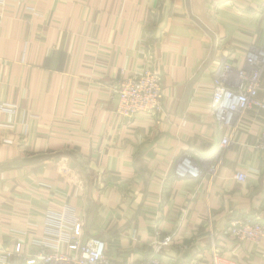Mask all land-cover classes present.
Returning <instances> with one entry per match:
<instances>
[{"label":"crops","instance_id":"obj_1","mask_svg":"<svg viewBox=\"0 0 264 264\" xmlns=\"http://www.w3.org/2000/svg\"><path fill=\"white\" fill-rule=\"evenodd\" d=\"M264 50V0H0V250L70 254L99 238L116 264H264V241L237 243L238 218L264 224V112L237 129L211 110L213 78ZM153 68L156 117L116 114L118 86ZM258 97L264 102V73ZM230 137L213 174L206 171ZM184 155L198 178H179ZM242 172L246 182L234 179ZM0 264H5L0 260ZM10 264H22L12 261Z\"/></svg>","mask_w":264,"mask_h":264},{"label":"built area","instance_id":"obj_2","mask_svg":"<svg viewBox=\"0 0 264 264\" xmlns=\"http://www.w3.org/2000/svg\"><path fill=\"white\" fill-rule=\"evenodd\" d=\"M264 73V50L254 49L245 56L241 69H234L224 63L213 78L211 110L220 126L237 129L244 114L250 109L264 112V102L258 97L260 81ZM116 114L121 118L132 120L138 116L156 117L162 110L163 95L158 73L153 68H145L140 74L125 78L118 86ZM0 109L13 114L16 106L3 105ZM230 137H222L217 151L212 156L207 174H213L220 164L224 151L231 145ZM253 149L264 154V126L262 127ZM175 174L179 178H198L201 173L191 156L184 155L176 165ZM234 179L245 183L247 178L242 172L234 174ZM225 235L237 243L264 241V224L250 218H238L225 230ZM151 243L153 255L137 264H166L158 255L172 242V236L160 237L155 232ZM215 244L212 243V264H221ZM70 254L52 250L41 245L35 256L24 258L20 253L0 250V260L5 264L12 261L22 264H116L105 255V243L99 238L82 239L70 236ZM181 264H198L196 261Z\"/></svg>","mask_w":264,"mask_h":264},{"label":"rangeland","instance_id":"obj_3","mask_svg":"<svg viewBox=\"0 0 264 264\" xmlns=\"http://www.w3.org/2000/svg\"><path fill=\"white\" fill-rule=\"evenodd\" d=\"M133 120V119H132Z\"/></svg>","mask_w":264,"mask_h":264}]
</instances>
